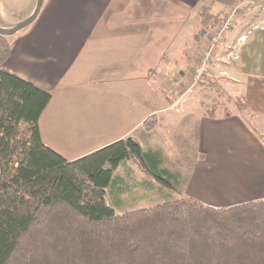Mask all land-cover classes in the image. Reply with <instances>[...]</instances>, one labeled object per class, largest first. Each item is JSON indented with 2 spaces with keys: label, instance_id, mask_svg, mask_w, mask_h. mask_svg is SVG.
Instances as JSON below:
<instances>
[{
  "label": "crops",
  "instance_id": "0c3cea01",
  "mask_svg": "<svg viewBox=\"0 0 264 264\" xmlns=\"http://www.w3.org/2000/svg\"><path fill=\"white\" fill-rule=\"evenodd\" d=\"M21 2L0 0V27L33 13L37 0ZM235 8V26L208 65L215 92L200 85L181 96L204 52L208 15L221 20ZM240 17L249 22L235 30ZM9 38L2 71L51 93L40 133L67 160L134 138L156 172L137 165L147 183L127 161L116 174L125 167L134 185L159 182L213 207L264 198V0H44L36 20ZM204 104L219 107L215 116Z\"/></svg>",
  "mask_w": 264,
  "mask_h": 264
},
{
  "label": "trees",
  "instance_id": "16d2710c",
  "mask_svg": "<svg viewBox=\"0 0 264 264\" xmlns=\"http://www.w3.org/2000/svg\"><path fill=\"white\" fill-rule=\"evenodd\" d=\"M9 37L0 34V264H264V198L213 207L186 197L123 212L108 204V190L123 202L121 165H155L134 138L74 161L46 146L39 120L52 95L2 71ZM206 75L196 90L215 92Z\"/></svg>",
  "mask_w": 264,
  "mask_h": 264
},
{
  "label": "rangeland",
  "instance_id": "374dc122",
  "mask_svg": "<svg viewBox=\"0 0 264 264\" xmlns=\"http://www.w3.org/2000/svg\"><path fill=\"white\" fill-rule=\"evenodd\" d=\"M18 3L21 6L23 5L21 0H18ZM248 22L249 21H248L247 17L246 18H244V17L238 18L237 26H236L235 30L243 29V27H245ZM19 32H23V30H20ZM219 92L216 93L217 96H218ZM226 99L227 98L225 97L224 100H226ZM222 101L223 100H221V102ZM223 102H225V105L227 104L226 101H223ZM228 102L229 103L230 102L235 103L236 98L231 99ZM130 165L134 169L135 175L138 174L141 177L144 176L146 178L145 181L147 183L148 182H154L152 179H150L148 176H146L145 173H143L144 172L143 170H141L140 168L138 169L137 165H139V163L137 161L136 162L131 161ZM128 173L129 172L125 169V167H121V169L118 172V175L124 179L122 187H124L125 193H124V196L121 198L122 200H124L123 202L120 203L119 200H117V199L114 200V198H112V194H111L112 191L108 190L110 192H108V194H107V202L117 212H123L126 210H134V209L152 207L154 205H157V204H160V203H163L166 201H170L173 199H178L177 197H180V196H178V193L174 194V193H169L167 191H166L167 193L163 192L164 189H163L161 183H159V182H157V183L155 182V185H156L155 187H147V185H145L144 183L134 185V182L132 181V179H130L128 177ZM183 198H185V197H183ZM115 202H117V204Z\"/></svg>",
  "mask_w": 264,
  "mask_h": 264
},
{
  "label": "built area",
  "instance_id": "2783aa9c",
  "mask_svg": "<svg viewBox=\"0 0 264 264\" xmlns=\"http://www.w3.org/2000/svg\"><path fill=\"white\" fill-rule=\"evenodd\" d=\"M248 3H253V0H247ZM239 9H232L219 22H210L205 26L201 33V40L205 44V49L202 55L197 59L194 66V74L191 84L184 89L181 96L191 95L195 92L203 76L207 74V66L212 57L215 47L224 40L226 34L230 32L236 23Z\"/></svg>",
  "mask_w": 264,
  "mask_h": 264
},
{
  "label": "water",
  "instance_id": "95a60500",
  "mask_svg": "<svg viewBox=\"0 0 264 264\" xmlns=\"http://www.w3.org/2000/svg\"><path fill=\"white\" fill-rule=\"evenodd\" d=\"M43 3H44V0H37L35 10L33 11V13L28 18L19 22L16 26H14L12 28L0 27V34L5 35V36H13L17 32H19L20 30H23L26 27L30 26L38 17Z\"/></svg>",
  "mask_w": 264,
  "mask_h": 264
}]
</instances>
